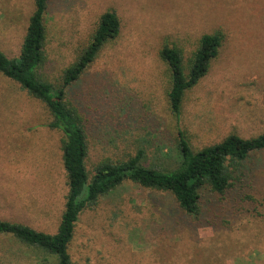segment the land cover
<instances>
[{
    "label": "rangeland",
    "instance_id": "obj_1",
    "mask_svg": "<svg viewBox=\"0 0 264 264\" xmlns=\"http://www.w3.org/2000/svg\"><path fill=\"white\" fill-rule=\"evenodd\" d=\"M33 9V0H0L6 56L19 54ZM106 11L119 18L118 35L66 90L82 116L89 173L101 160H125L139 151L145 164L167 166L180 133L198 150L231 133L264 131V0H50L38 69L43 79L61 83ZM215 32L222 35L218 55L185 92L177 118L159 50L178 48L187 66L200 37ZM49 121L41 101L0 73V220L55 233L68 185L62 134ZM174 208L171 194L124 181L80 213L71 260L174 264L198 256L196 264H264V150L250 155L240 183L224 198H212L198 219L186 222ZM44 257L0 234V264H41Z\"/></svg>",
    "mask_w": 264,
    "mask_h": 264
},
{
    "label": "trees",
    "instance_id": "obj_2",
    "mask_svg": "<svg viewBox=\"0 0 264 264\" xmlns=\"http://www.w3.org/2000/svg\"><path fill=\"white\" fill-rule=\"evenodd\" d=\"M49 1L33 0L34 9L28 19L20 52L15 57H8L0 50V73L18 83L49 111L48 126L62 134L61 158L68 191L55 233L0 220V234L10 235L23 245L40 249L45 254L41 264H75L68 248L80 213L95 208L101 197L115 191L124 181L130 180L142 187L171 194L175 205L173 211L189 223L203 214L204 207L212 198L217 195L224 198L225 193L234 190L244 176L246 160L252 153L264 150V131L250 137L231 133L198 150L193 149L180 133L174 162L167 166L145 164L143 152L139 151L125 160H101L89 173L86 168L88 143L82 116L66 98V90L93 62L104 44L118 35L120 21L113 11L101 14L89 42L63 70L62 81L55 86L43 79L38 70L45 58V13ZM221 44V34H203L187 66L183 65L178 48L164 44L159 50V57L170 72L168 101L175 117L179 118L185 92L207 74ZM197 257H184L175 260L174 264H196L194 261L199 262ZM166 261V264L171 262Z\"/></svg>",
    "mask_w": 264,
    "mask_h": 264
}]
</instances>
